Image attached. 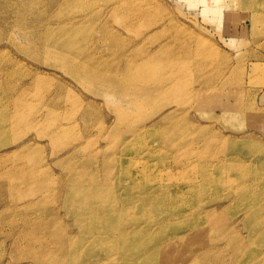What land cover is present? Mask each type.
Returning a JSON list of instances; mask_svg holds the SVG:
<instances>
[{"label": "rangeland", "instance_id": "rangeland-1", "mask_svg": "<svg viewBox=\"0 0 264 264\" xmlns=\"http://www.w3.org/2000/svg\"><path fill=\"white\" fill-rule=\"evenodd\" d=\"M95 219L264 264V0H0V264H128Z\"/></svg>", "mask_w": 264, "mask_h": 264}, {"label": "bare ground", "instance_id": "bare-ground-1", "mask_svg": "<svg viewBox=\"0 0 264 264\" xmlns=\"http://www.w3.org/2000/svg\"><path fill=\"white\" fill-rule=\"evenodd\" d=\"M188 4H194L198 0H187ZM163 85L161 84L160 87ZM168 90H163L161 92V95H169ZM129 148L125 147L124 152H128ZM148 153H152V150L148 149ZM131 178H132V172H131ZM127 199V198H126ZM126 202V201H125ZM130 204V203H129ZM132 204V203H131ZM125 205V204H122ZM87 207H94V203L92 200L88 199L86 202ZM106 209L110 212L112 216L115 215L116 209H109L106 207ZM96 221H91L90 224H83L84 229L89 233L84 236V239L81 237V241L79 242V245L76 247L79 253H84V250L92 255V254H98L100 252L99 248H105L106 252H111L113 256L117 255L118 259L121 261H126L128 264H132L133 260L135 258L136 262L134 264H158L162 263L164 254L173 248L175 244V240L173 238H169L167 241H169L170 247H167L164 245L165 242L160 243H154L152 245H148L144 242H141L138 239V235L130 233H126L125 228L128 225L129 220H115L113 223H107L106 221H100L98 219H95ZM78 224H82L79 222ZM114 230L117 232V235H109L107 232L109 230ZM104 231L105 234L99 235L96 234V232ZM172 235L170 234L169 237ZM65 238H68V235L65 234ZM93 243V244H90ZM87 246V249L84 248ZM83 247V248H82ZM44 251H48L44 250ZM69 254L71 252H68ZM108 254V261L110 258V254ZM114 258V257H113ZM63 264V261L60 263ZM108 264V262L106 263Z\"/></svg>", "mask_w": 264, "mask_h": 264}]
</instances>
